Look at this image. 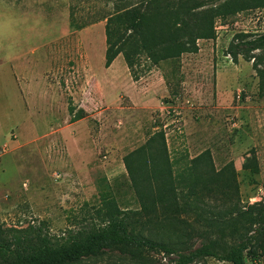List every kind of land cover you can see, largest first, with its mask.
<instances>
[{
    "label": "rangeland",
    "instance_id": "374dc122",
    "mask_svg": "<svg viewBox=\"0 0 264 264\" xmlns=\"http://www.w3.org/2000/svg\"><path fill=\"white\" fill-rule=\"evenodd\" d=\"M112 1L0 0V227L39 226L60 241L99 221L104 191L121 209L139 207L123 158L158 129L176 167L209 149L216 169L233 161L240 204L264 205V93L252 60L228 52L238 35L264 32V8L216 19L215 37L175 64L142 58L133 78L121 54L104 65ZM251 155L257 173L242 168ZM120 255L83 264H121Z\"/></svg>",
    "mask_w": 264,
    "mask_h": 264
},
{
    "label": "trees",
    "instance_id": "16d2710c",
    "mask_svg": "<svg viewBox=\"0 0 264 264\" xmlns=\"http://www.w3.org/2000/svg\"><path fill=\"white\" fill-rule=\"evenodd\" d=\"M112 2L113 9L102 17L104 65L121 54L133 78L142 58L150 66L175 64L182 54L197 52L198 39L215 37L216 19L228 23L227 18L241 11L264 8V0H223L211 6L206 0ZM70 24L85 25H78L73 14ZM228 52L234 60L238 55L252 60L264 93V32L238 35ZM81 117L80 110L71 121ZM255 160L254 155L245 156L242 168L257 173ZM123 161L139 207L121 209L112 192L104 191L95 211L99 221L60 241L39 226L0 227V264H83L113 250L121 253V264H154V253L170 257V264L207 257L232 264L264 263V205L240 204L233 161L216 169L211 151L205 149L176 167L162 129L151 132ZM196 238L201 240L197 246L192 242Z\"/></svg>",
    "mask_w": 264,
    "mask_h": 264
},
{
    "label": "crops",
    "instance_id": "0c3cea01",
    "mask_svg": "<svg viewBox=\"0 0 264 264\" xmlns=\"http://www.w3.org/2000/svg\"><path fill=\"white\" fill-rule=\"evenodd\" d=\"M109 67V66H108Z\"/></svg>",
    "mask_w": 264,
    "mask_h": 264
}]
</instances>
